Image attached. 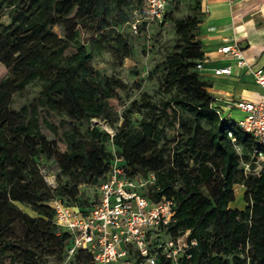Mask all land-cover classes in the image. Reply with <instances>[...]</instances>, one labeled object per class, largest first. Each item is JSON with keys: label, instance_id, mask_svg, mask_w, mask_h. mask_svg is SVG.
<instances>
[{"label": "trees", "instance_id": "16d2710c", "mask_svg": "<svg viewBox=\"0 0 264 264\" xmlns=\"http://www.w3.org/2000/svg\"><path fill=\"white\" fill-rule=\"evenodd\" d=\"M73 1L0 0V10L9 21L0 24V61L13 77L0 81V264L6 260L45 264L53 258L61 262L69 238L54 226L47 203L57 198L79 209L78 186L97 184L107 170L111 153L106 143L129 174H154L157 189L148 187L144 192L149 200L163 196L173 201L167 234L175 237L188 231V239L195 242L189 258L178 264H264V163L256 174H244L242 165L252 170L251 139L234 122L219 120L209 110L206 84L195 71L202 52L191 32L193 19L174 22L179 44L165 59L161 81L171 96L158 103L140 102L137 128L115 129L109 138L90 121L105 119L116 81L100 79L88 67L90 55L76 39V31L61 38L52 31L66 18L81 16L90 3ZM111 1L119 6L120 0ZM108 8L106 0H93L88 10L94 16ZM118 47L123 57L130 56L124 42ZM31 83L38 85L37 96L13 108V95ZM164 126L173 129L172 136L165 135ZM41 129L56 137L63 152L45 139ZM234 146L247 155L238 154ZM256 150L264 159V148ZM55 153L70 169L61 172L67 180H58L50 190L34 160ZM237 185L246 191L245 205L241 210L228 209ZM15 225L21 232L14 241ZM71 264L93 263L77 251ZM158 264L169 263L159 259Z\"/></svg>", "mask_w": 264, "mask_h": 264}, {"label": "built area", "instance_id": "2783aa9c", "mask_svg": "<svg viewBox=\"0 0 264 264\" xmlns=\"http://www.w3.org/2000/svg\"><path fill=\"white\" fill-rule=\"evenodd\" d=\"M138 19L145 24L160 22L170 0H139ZM215 54L225 56L234 62V67L248 73L261 91L255 101H225L221 96L209 95V110L226 119L221 114V104L227 110H237L244 114L242 120L234 122L253 144L251 157L255 169L248 170L242 165L243 173H257L264 159L257 154V147L264 148V66L252 68L246 64L238 45L226 42L215 49ZM206 57L196 61L195 71L204 70ZM212 75L229 74V67L211 70ZM90 124L97 127L94 119ZM109 138L113 131L102 128ZM230 142L233 139L230 135ZM235 151L238 147L234 146ZM91 188L94 197L86 208L76 209L57 198H52L47 205L53 212V224L58 231L66 233L69 245L64 251L60 264H71L77 251L87 254L93 264H158L162 259L169 264H178L180 259H188L190 247L195 245L188 239V231L172 237L166 227L173 221V201L160 196L156 201L149 200L144 192L148 187H155L152 173L142 176L131 175L123 166L122 158L111 153L107 170L103 178L95 185H80L79 190ZM157 188L155 187V190Z\"/></svg>", "mask_w": 264, "mask_h": 264}, {"label": "rangeland", "instance_id": "374dc122", "mask_svg": "<svg viewBox=\"0 0 264 264\" xmlns=\"http://www.w3.org/2000/svg\"><path fill=\"white\" fill-rule=\"evenodd\" d=\"M73 1V0H72ZM80 0L73 2L79 4ZM109 8L105 14L92 15L88 10L93 0L83 9L79 17H68L58 26L52 28L54 34L61 38L71 31L77 32L76 39L83 45L85 51L90 55L88 67L96 72L100 79L108 78L116 81V91L111 99L107 101L108 110L105 119H94L98 130L107 128L114 132L115 129L137 128L138 120L142 117V110L138 104L142 101L158 103L167 100L171 94L166 93L162 86V76L165 70V59L176 50L178 43L174 28V22L192 18L194 26L191 32L197 40L198 25L201 21L200 3L194 0H170L165 10V17L160 22L145 24L138 19L140 13V2L136 0H120L119 6L115 7L111 0H106ZM9 23L5 11L0 10V24ZM116 36H119L117 41ZM124 42L130 49V56L123 57L122 50L118 45ZM15 50V47H13ZM13 80L7 64L0 61V81ZM38 85L31 83L21 92L12 97V107L30 101L38 94ZM243 113L232 109L226 116L227 120L237 122L242 120ZM57 118L54 122H57ZM112 122L108 125L106 122ZM83 131V128H81ZM41 134L48 142H54V148L59 153L63 152L64 146L58 142L50 132L41 129ZM167 137L173 135V129L164 126ZM105 149L112 153L114 148L105 144ZM55 153L49 159L39 157L34 160L38 174L42 177L46 186L53 190L58 182L67 180L61 172H67L70 165L64 158ZM238 154L247 155L246 150L239 148ZM255 169V165H251ZM248 166V170H250ZM260 170L256 167V171ZM253 173L254 171H249ZM234 201L229 209L241 210L245 205L246 191L240 186L233 187ZM94 197L91 188L80 189L77 205L80 209L86 208L89 201ZM65 203V202H64ZM17 208L28 216L33 214L23 206ZM21 228L15 225L12 240L20 236ZM7 264V260L5 261ZM45 264H60L57 259H48Z\"/></svg>", "mask_w": 264, "mask_h": 264}, {"label": "crops", "instance_id": "0c3cea01", "mask_svg": "<svg viewBox=\"0 0 264 264\" xmlns=\"http://www.w3.org/2000/svg\"><path fill=\"white\" fill-rule=\"evenodd\" d=\"M199 3L202 16L197 40L202 57L207 58L199 75L206 84V92L228 102L257 100L262 91L253 84L251 76L214 51L226 42H234L247 65L264 66V0H200ZM223 67H229L228 75H212V69ZM220 106L221 114L226 117L231 110L224 104Z\"/></svg>", "mask_w": 264, "mask_h": 264}]
</instances>
